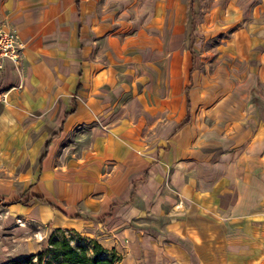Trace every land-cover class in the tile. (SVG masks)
I'll list each match as a JSON object with an SVG mask.
<instances>
[{"label":"rangeland","instance_id":"374dc122","mask_svg":"<svg viewBox=\"0 0 264 264\" xmlns=\"http://www.w3.org/2000/svg\"><path fill=\"white\" fill-rule=\"evenodd\" d=\"M89 9L96 40L91 51L82 44L75 50L93 70L106 68L103 110L90 116L84 107L44 149L64 107L58 90L43 83L28 98L17 91L0 100V262L47 247L59 228L72 245L97 241L114 253L112 264H264V195L254 192L245 204L237 182L232 203L223 188L201 194L191 180L179 191L168 177L191 152L218 156L213 143L198 138L201 130L223 129L241 140L246 127L264 138L253 113L264 107L255 81L264 76V0L82 3ZM184 113L186 122L175 126ZM167 118L175 121L170 133L162 127ZM148 149L159 153L153 186L165 202L98 221L107 207L100 195L107 175L115 177L116 166L135 170V157ZM32 193L45 201L30 199Z\"/></svg>","mask_w":264,"mask_h":264},{"label":"crops","instance_id":"0c3cea01","mask_svg":"<svg viewBox=\"0 0 264 264\" xmlns=\"http://www.w3.org/2000/svg\"><path fill=\"white\" fill-rule=\"evenodd\" d=\"M91 2L92 0H0V21L15 30L22 45L18 64L6 61L0 70V100L6 101L17 91L28 98L29 93L43 83L51 86L53 91L57 89L55 94L64 100L58 126L49 132L43 148L50 134L57 132L56 136L50 138L47 147L62 129L68 130L77 121L75 116L84 110V107L86 114L92 116L103 110L100 105H106L104 103L107 94L104 91L107 87L102 85V76L106 68L100 65L95 66L93 70L92 60L86 61L88 56L85 54L80 56L75 50L76 45L82 44L84 51H91L96 40L91 35L92 30H95L93 14L90 9L81 10L82 3L90 5ZM100 21L99 26L102 28V17ZM65 60H69L70 63L64 64L62 61ZM167 66H170V60ZM82 74L85 76L82 77ZM255 79L253 78V81ZM255 81L264 89V76ZM76 83L79 84L77 88ZM186 97L188 96L185 95V104ZM71 106L74 107L73 111L65 114ZM253 113L256 120L264 125V107L261 103L256 105ZM180 121L175 126H181L186 122ZM174 122L167 118L163 121L162 127H167L170 133L174 128L171 127ZM242 129L244 138L241 140L223 129L201 130L198 138L202 142L213 143V153L218 151V156L214 161H210L209 157L206 159L194 157L191 155L193 152L187 154L186 158L179 160L175 169L171 168L168 175L174 182L171 186L181 191L187 186L188 181L195 180V189L198 193L206 194L208 191H220V188H223V195L231 196L232 203L240 194L236 189L237 182L243 194L248 197L244 200L245 204L256 195L254 192L264 195V138L252 135V129L246 127ZM247 131L249 132L246 136L244 133ZM175 133L176 131L171 136ZM157 154L159 153L148 149L135 157V170L125 172L124 168L116 166L118 174L112 179L111 173L107 175L100 193L105 197L104 204L107 207L98 221L139 215L145 209L155 210L157 203L165 202L166 196H157L153 186L155 172L161 167L157 161ZM120 163L124 166L129 165L124 159ZM166 195L171 197L169 194ZM116 214L120 216L117 217Z\"/></svg>","mask_w":264,"mask_h":264},{"label":"trees","instance_id":"16d2710c","mask_svg":"<svg viewBox=\"0 0 264 264\" xmlns=\"http://www.w3.org/2000/svg\"><path fill=\"white\" fill-rule=\"evenodd\" d=\"M78 86L79 84L76 83L75 88ZM186 103H188L187 97ZM73 108V106L68 108L65 114L72 112ZM186 119L187 115L185 114L180 122H185ZM56 135V131L50 134L44 144V149H46L50 138ZM42 156L39 158V162ZM33 198L39 202L45 201V198L38 193H32L30 199ZM28 200L29 199H27L25 203L28 202ZM62 231V229L55 228L50 232L47 239V247L41 248L35 253L8 257L1 261L0 264H43V262L44 264H112V261L116 259L113 252L107 253V250L95 240L88 239V244L86 245L82 243L72 245L70 243L71 237L66 236ZM57 232H59V234H57ZM45 254H48V257L43 261ZM32 257H34V259H32Z\"/></svg>","mask_w":264,"mask_h":264},{"label":"built area","instance_id":"2783aa9c","mask_svg":"<svg viewBox=\"0 0 264 264\" xmlns=\"http://www.w3.org/2000/svg\"><path fill=\"white\" fill-rule=\"evenodd\" d=\"M22 45L15 30L0 21V70L5 62L17 65L20 59Z\"/></svg>","mask_w":264,"mask_h":264}]
</instances>
